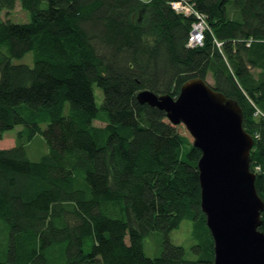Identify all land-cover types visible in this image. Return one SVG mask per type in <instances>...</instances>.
I'll return each instance as SVG.
<instances>
[{"label": "trees", "instance_id": "1", "mask_svg": "<svg viewBox=\"0 0 264 264\" xmlns=\"http://www.w3.org/2000/svg\"><path fill=\"white\" fill-rule=\"evenodd\" d=\"M16 1L28 22L7 18ZM171 1L0 0V138L24 127L0 148V264H214L201 151L163 110L137 100L142 89L176 97L188 79L210 75L241 108L264 201V0H189L208 26L196 47L187 45L195 16ZM29 51L32 65L12 62ZM38 133L49 150L33 161L24 145ZM184 219L195 259L167 238ZM152 231L163 247L148 257Z\"/></svg>", "mask_w": 264, "mask_h": 264}, {"label": "water", "instance_id": "2", "mask_svg": "<svg viewBox=\"0 0 264 264\" xmlns=\"http://www.w3.org/2000/svg\"><path fill=\"white\" fill-rule=\"evenodd\" d=\"M136 98L163 110L173 125L183 124L201 151L200 208L213 238L214 264H264V201L250 169L254 139L242 125L238 102L199 77L185 81L176 97L142 89Z\"/></svg>", "mask_w": 264, "mask_h": 264}, {"label": "rangeland", "instance_id": "3", "mask_svg": "<svg viewBox=\"0 0 264 264\" xmlns=\"http://www.w3.org/2000/svg\"><path fill=\"white\" fill-rule=\"evenodd\" d=\"M0 16L2 18H5V11H0ZM7 18L12 22H28L30 20V15L28 11L24 10L19 1H16L14 8L8 13ZM0 50L5 51L4 46H0ZM13 63H24L27 65L33 64V52L29 51L27 52L23 57L21 58H14L12 60ZM208 83H212V78L209 75L207 77ZM93 90L95 94V102L97 106H100L102 102V91L99 87L96 85H93ZM67 104L64 108V114L67 113ZM21 113L25 115V111L22 108ZM94 125L97 126H103L105 123L102 120H94ZM41 128L43 129L45 127L44 123L40 124ZM177 129L181 134L188 137L190 142H192L193 137L189 133V131L186 129V127L183 124L176 125ZM24 128L22 125H16L14 128L7 130L2 138H0V148H10L15 145L16 143V133ZM25 150L27 153V157L30 160L36 161L38 160L44 153L48 152L49 147L43 138V136L38 133L35 135V137L29 141L26 142ZM117 216L120 218H124L123 212L117 213ZM167 238L174 244L181 245L185 250V256L189 259H195L197 258V255L192 251L191 246L196 242V240L193 237L192 234V222L188 219H184L181 221L180 225L171 230L167 234ZM163 240L164 236L161 232L158 231H152L148 234H146L143 238V251L148 257H155L158 256L163 247ZM125 241H127V237L125 238ZM91 241L90 239H86L85 244L83 246V249L85 252H87L90 249Z\"/></svg>", "mask_w": 264, "mask_h": 264}, {"label": "built area", "instance_id": "4", "mask_svg": "<svg viewBox=\"0 0 264 264\" xmlns=\"http://www.w3.org/2000/svg\"><path fill=\"white\" fill-rule=\"evenodd\" d=\"M170 6L177 13L195 16V19L191 23L187 45L189 47L201 46L205 38V31L208 29L204 15L199 13L189 0H173L170 2ZM216 44L220 46L219 42Z\"/></svg>", "mask_w": 264, "mask_h": 264}]
</instances>
